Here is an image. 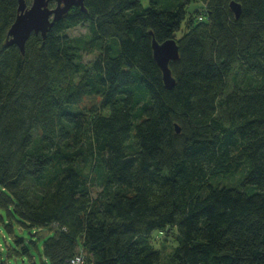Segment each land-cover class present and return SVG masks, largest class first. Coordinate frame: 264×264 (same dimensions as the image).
Masks as SVG:
<instances>
[{
  "label": "trees",
  "instance_id": "1",
  "mask_svg": "<svg viewBox=\"0 0 264 264\" xmlns=\"http://www.w3.org/2000/svg\"><path fill=\"white\" fill-rule=\"evenodd\" d=\"M141 1L85 0L22 53L0 0V222L57 226L42 264H163L148 236L171 227L175 264H264V0ZM153 38L179 44L171 90Z\"/></svg>",
  "mask_w": 264,
  "mask_h": 264
},
{
  "label": "rangeland",
  "instance_id": "2",
  "mask_svg": "<svg viewBox=\"0 0 264 264\" xmlns=\"http://www.w3.org/2000/svg\"><path fill=\"white\" fill-rule=\"evenodd\" d=\"M141 4L147 8L151 5V0H142ZM56 3L51 7H55ZM204 10V4L200 0H193L188 8V16L195 14L196 11L201 13ZM189 17H187L188 19ZM188 21V20H187ZM186 20L182 24L181 31L177 33L178 37H182L187 30ZM89 33L88 25H79L75 28L69 29L70 36L85 37ZM100 56L98 50L88 51L83 53V61L88 63L96 60ZM101 104L100 97H86L81 103V107L86 110H94ZM242 171L235 175L222 176L215 180V184L220 186L241 187ZM249 190V188H244ZM93 195L97 196L98 188H93ZM4 215L5 224L9 222L6 213L0 210ZM5 224L0 222V264H42L46 262L44 256V244L49 239L53 238L58 227L53 225L51 228L46 227H25L16 221H13V233H9ZM178 229L171 227L170 229L155 230L148 236L150 243L156 247L161 253L163 264H175L174 251L178 245ZM18 240L21 243H18Z\"/></svg>",
  "mask_w": 264,
  "mask_h": 264
},
{
  "label": "water",
  "instance_id": "3",
  "mask_svg": "<svg viewBox=\"0 0 264 264\" xmlns=\"http://www.w3.org/2000/svg\"><path fill=\"white\" fill-rule=\"evenodd\" d=\"M18 1V15L9 30L7 44L17 45L22 53H25L27 41L32 34H41L43 38H46L55 23L69 13L73 7H80L82 11H86L85 0H32L31 5H28L26 0ZM54 2L56 6L51 7ZM230 6L236 17L239 18L242 14L241 4L232 1ZM152 50L154 59L162 71L166 88L173 89L176 79L171 69V63L179 59L178 42L174 38L164 42L153 38ZM180 131L181 129L177 125V132Z\"/></svg>",
  "mask_w": 264,
  "mask_h": 264
},
{
  "label": "built area",
  "instance_id": "4",
  "mask_svg": "<svg viewBox=\"0 0 264 264\" xmlns=\"http://www.w3.org/2000/svg\"><path fill=\"white\" fill-rule=\"evenodd\" d=\"M83 263H84V255L83 254L77 255L69 261V264H83Z\"/></svg>",
  "mask_w": 264,
  "mask_h": 264
},
{
  "label": "flooded vegetation",
  "instance_id": "5",
  "mask_svg": "<svg viewBox=\"0 0 264 264\" xmlns=\"http://www.w3.org/2000/svg\"><path fill=\"white\" fill-rule=\"evenodd\" d=\"M52 4H54V3H52ZM52 4H51V5H52Z\"/></svg>",
  "mask_w": 264,
  "mask_h": 264
}]
</instances>
